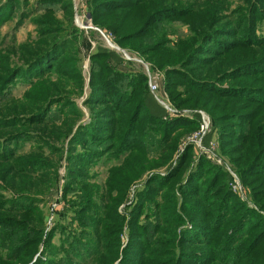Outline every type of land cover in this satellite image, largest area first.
I'll list each match as a JSON object with an SVG mask.
<instances>
[{"label":"trees","instance_id":"16d2710c","mask_svg":"<svg viewBox=\"0 0 264 264\" xmlns=\"http://www.w3.org/2000/svg\"><path fill=\"white\" fill-rule=\"evenodd\" d=\"M71 4L34 0L18 13L16 26L30 18L40 40L22 45V64L0 55V103L17 102V82L31 83L24 93L28 106L0 113V164L10 168L1 174L5 180L19 157L11 145L32 140L33 126L70 123L61 140L70 147L65 192L77 197L61 214L72 212L77 226L61 227L65 234L56 246L59 226L47 230L36 198L20 193L0 199V264H264V0H89L96 25L164 70L176 106L211 115L213 133L203 143L209 146L218 132L221 151L251 188L256 207L233 192L222 167L205 157L195 161L193 146L172 165L182 137L200 128L201 113L169 118L143 71L119 68L124 59L103 45L90 55V121L73 131L83 113L71 92H44L51 83L84 92L78 30L54 18L58 9L73 15ZM19 8L20 0H5L0 24ZM176 22L188 33L171 45L168 26ZM102 158L115 161L105 193L88 173ZM165 165L167 173L151 175L121 210L131 183ZM40 167H48L46 159L21 163L28 176Z\"/></svg>","mask_w":264,"mask_h":264},{"label":"rangeland","instance_id":"374dc122","mask_svg":"<svg viewBox=\"0 0 264 264\" xmlns=\"http://www.w3.org/2000/svg\"><path fill=\"white\" fill-rule=\"evenodd\" d=\"M4 1L5 0H0V5ZM33 1L34 0H20L21 8L16 10V17H14L13 19L11 18L7 21H2V23L0 24V55H9L10 58L7 59L8 62H10V64L12 65L23 63L22 45L29 46V42L33 44L34 42H38L40 40L38 28L30 18H26L21 26H16V22L19 19L18 13L22 12L23 10L29 11L30 7H32ZM71 3L72 11L74 12L73 15H69L63 9H58L57 13L54 14V18L58 19L60 22H63L67 27L73 25L77 28L76 30H78L77 39L79 45H81L79 51H81V55L83 58L82 72L85 81L83 89L84 92L72 93V87H64L62 84H58L57 86H55L53 83L49 84L45 88L44 92L48 93L53 90L61 89H66L67 91L71 92L69 96H71V98L77 103L78 107L83 113L81 119H76L73 125V131H75L80 123H87L90 121V111L86 105V98L88 97L90 91V55L98 45H103L106 48L114 50L124 59L123 65L119 66V68L123 70H142L143 73L147 76L145 72V65L140 60L144 61L147 65L150 66L151 70L158 75V82L161 86V93L169 100L171 106L180 111L188 112L187 114L176 116H170L167 112L169 118L176 117L189 119L193 118L196 112H204L210 120V130L208 131V133H213L211 115H209L204 109L189 106L179 107L172 102L165 88L164 70H161L156 66L155 63L141 56L138 51L119 45L115 41L116 39L114 33H112L109 29L98 26L94 23L89 11V0H86L84 4L82 0H71ZM77 15L80 17L86 15V18L84 20L96 28H82L79 24H77ZM262 29L264 30V28ZM187 33L188 27L182 22H176L175 24L168 26L167 36L170 39L171 45H176L179 39L185 36ZM125 53L135 59L130 60L126 58ZM52 79L56 80V76ZM30 86L31 83L28 84L17 82L12 92V97L18 99L17 102L10 103L8 106L7 104L9 102L5 104L0 103V113H9L14 105H17L16 107H21V109L24 106H28L29 100L27 96H24V93L28 88H30ZM69 125L70 123L62 125L60 124L57 128L50 127L48 129H43L42 127L40 129L39 126H33L30 129L32 140H24L18 146L11 145L12 150L15 151V155L19 157L16 159V161H13V163L10 164L12 167V172L10 175L6 176L5 180L1 178V174L10 168L8 165L3 167L2 164H0V199H7L20 193H28L36 198V200L38 201L37 204L45 216V224L47 230H51L56 225L59 226V229L53 239V243L56 246L60 245L63 239V234H65V232L72 231V229L77 226V224L75 223L74 226H72V212L65 213V216L61 214L62 211H66V209L70 208L72 199H75L77 197V193L74 194L72 192H65L66 183L70 178V147L68 144V139L66 141L61 140L64 139L65 136L69 133ZM14 130H19V127L14 128ZM198 131L199 129L197 131L194 130L182 137L179 148L171 161L173 162L172 165L176 163L177 158L181 155V153L185 151L186 146L191 145L193 146V157L195 161H197L200 157H205L214 165L222 167L232 177L230 185L233 192L250 206L256 207L257 205L254 202L251 188L248 185L244 184L240 175L238 174V170L234 163L226 154L221 151L218 132H214L210 140V145L207 147L211 148L216 155H219L223 160H225V162L229 166H231L235 173L237 172L236 175L238 177V183L235 182V177L224 165H220L215 160H213V156L210 154V152H206L201 148L199 142L195 141V135ZM59 132L61 133L60 139H58L56 136V133L58 134ZM3 138H5V135L0 134V140ZM43 138L48 139L44 142ZM43 148L44 150H42ZM59 148L60 150H58ZM34 157L46 159L48 167H40L36 171L31 172L29 176L24 175V170L21 168V163H28V161H30ZM114 164L115 161H107L105 158H102L89 168L88 173L91 177L90 180L100 187L101 192H107L109 168ZM167 165L150 168L142 173L140 177L135 179L131 183L130 188L127 192L126 203L124 202L120 206L121 210L123 209L124 211L126 205H130L133 203L136 190L140 189L151 175L156 173L166 174L168 171ZM61 227L65 230V232L62 231ZM122 238L124 241L126 239V236L123 235ZM42 249L43 245L41 246V250Z\"/></svg>","mask_w":264,"mask_h":264},{"label":"built area","instance_id":"2783aa9c","mask_svg":"<svg viewBox=\"0 0 264 264\" xmlns=\"http://www.w3.org/2000/svg\"><path fill=\"white\" fill-rule=\"evenodd\" d=\"M85 1L86 0H82L83 4L85 3ZM85 18H86V15H83L82 17L77 15L76 17L77 24H79L82 28H85V29L96 28V27H93L90 23H87V21L84 20ZM125 57L130 60L135 59L131 57L130 55H128L127 53H125ZM140 61L143 62L145 65V72L147 74L148 85H149L150 90L154 94L156 100L166 109V111L168 112V115L176 116V115L187 114L188 112L180 111L174 108L173 106H171L169 100L161 93V86L158 82V75L155 72H153L150 66L147 65L144 61L142 60ZM200 113L202 115V121H201L199 131L196 132L195 141L199 142V145L201 146V148L204 149L206 152H210V154L213 156L212 157L213 160H215L220 165H224L230 171V173L235 177V182L238 183V180H237L238 177L235 171L231 168V166H229L225 162V160H223L219 155H216L211 148L207 147L206 145H203L204 144L203 139L208 134V131L210 130V120H209V117L204 112H200Z\"/></svg>","mask_w":264,"mask_h":264}]
</instances>
